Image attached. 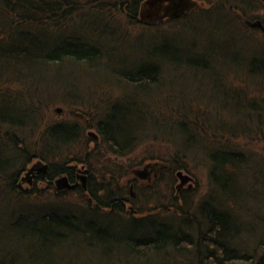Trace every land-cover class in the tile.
<instances>
[{"label": "trees", "instance_id": "trees-1", "mask_svg": "<svg viewBox=\"0 0 264 264\" xmlns=\"http://www.w3.org/2000/svg\"><path fill=\"white\" fill-rule=\"evenodd\" d=\"M144 1L146 0H0V61L14 60L26 65L40 62L46 68L62 64L66 59L82 65L92 63L102 57V45L96 39V32L101 31L105 36L120 34L121 25L114 26L112 21L116 13L128 18L131 22L129 24H136L134 21L139 20L138 10ZM198 1L201 4L194 11L206 9V15L229 8L226 3L228 0ZM191 12L193 11L181 18L189 17ZM241 12L240 18L254 20L253 16L246 14V7ZM223 16L227 18L229 25H234L233 15L226 13ZM164 21L166 20L161 22ZM246 28L258 30L256 27ZM52 37H58L59 41L53 42ZM220 44L226 48L224 43ZM167 46L169 45L164 43L161 49L167 51ZM175 49L177 53L172 55L176 60L179 61L181 57L191 60L196 70L210 69L216 55L222 50L219 45L210 43L196 44L189 53L185 49ZM162 54L153 52L149 58L145 57L144 63L133 67L134 73L130 72L133 69L127 68V71H119L117 74L125 73L126 80H134L140 85L153 84L162 79L166 60V54ZM242 65V70H233L229 74L250 77L243 86L233 87L228 84L226 89L230 93L241 95L243 100L239 104L246 107V112L258 115L256 122L261 123L260 116L264 111V55L243 59ZM232 78L234 77H230ZM38 87L39 83L28 81L27 78L15 77L7 72L0 75V148L4 147V154L7 156L4 159H9L0 164V192H7L16 203L21 204L25 203V194H34L33 190H23L15 185L19 170L33 158L48 165L45 176L49 181L65 175L72 182L79 165H84L87 168L82 171L86 177V188L78 186L74 190H59L52 201H58L59 195L77 192L85 197L87 204L83 209L91 213L92 217L85 222L87 229H84L78 212L49 207L36 216H20L31 231L42 237L58 236L62 240L73 236V233L87 237L88 232L92 231L101 244L113 242L114 248L128 249L101 253L96 251V259L87 256L88 263L91 264H264V208H254L250 197L258 186L264 191V174H251L245 167L242 158L244 153L237 152L230 143L232 136L242 135L247 131H231L216 125L219 127L216 132L210 129L216 121L209 117L203 118L199 109L190 114L199 102H195V98H181L175 91L172 92L173 95H165V100L160 102L165 105L157 109L159 114H155L156 117H170L172 124L192 137L199 146L206 148V154L204 157L191 155L184 143V147L182 144L181 147L177 145L179 148L174 151L175 157H164L163 152L150 158H142L135 165H127L130 169L136 165H144L142 172H136L143 176L150 172L145 170L149 168L155 177V185L151 188L142 189L133 180L134 190L144 193L148 204L130 211L125 208V203L129 199L131 188H124L120 183L128 171L123 173L124 166L117 159L108 157V154L125 157L139 144L141 137L137 134H131L132 139L121 140L127 132L126 125L131 114L134 112L138 117L139 113H146V109H142L138 103V96L135 101L124 102L123 105L119 102L120 98L110 105L109 99L103 97L91 105V94L79 95L70 104V107L77 108L70 110L66 120L57 121L44 116V107L48 108L51 99H45ZM249 91L251 97L248 96ZM172 98H175L173 102L178 106H174V111L168 107L172 106ZM169 100L171 104H168ZM180 107H185L186 110ZM176 108L180 111L175 110ZM209 111L217 115L216 111L220 109ZM200 115L207 121L201 120ZM25 124L30 130L23 136L18 135L19 130L25 129ZM251 125L254 126V123ZM41 127L43 130H40ZM90 130H95L97 138L89 135ZM259 131V128L253 130L251 140L264 138L263 130L262 136H259ZM22 140L23 144L27 140L33 141V144L29 143L32 148L23 145L20 149L18 145ZM192 157L209 163L207 170L210 185L205 196L197 200L195 189L188 187L174 189L169 186L170 195L165 194V191L161 193L157 184L166 177L176 180L175 173L178 171L191 176L195 174L185 161ZM19 158H22V162L17 167ZM11 167L15 168L10 169ZM97 168L98 171L95 172ZM243 176H250V180H244L248 188H244L243 182L239 185L236 180L242 181ZM254 184L255 187L252 188L251 185ZM4 185L8 188L2 187ZM154 199L156 203L149 204V200ZM238 204L240 209L230 212L228 208ZM115 216L131 224V228L138 230L139 234L114 236L103 223ZM97 217H103L102 222L97 221ZM41 223L46 225L47 230H39ZM49 252H43L49 260L44 264H82L79 261L82 251H57L56 259H52ZM11 254L15 253L0 251V264H21L17 256Z\"/></svg>", "mask_w": 264, "mask_h": 264}, {"label": "rangeland", "instance_id": "rangeland-1", "mask_svg": "<svg viewBox=\"0 0 264 264\" xmlns=\"http://www.w3.org/2000/svg\"><path fill=\"white\" fill-rule=\"evenodd\" d=\"M226 3L229 8L222 9L220 13L215 12L214 14L206 15V9L197 10L191 12L189 17L185 19L179 17L173 19L174 21L166 20L156 25L153 23L144 24L145 22L140 20H137L139 23L134 21L136 24H129L131 22L128 18L116 13L112 17V21L114 22V26L121 25L119 27L120 34L105 36L101 31L96 32V35H98L96 39L102 45L101 59L84 65L78 64V62L72 59H66L62 64L50 68H46L40 62L26 65L14 62L11 59L12 61L8 62L0 61V75L7 72L15 77L19 76L27 78L28 81L39 83L40 87H38V90L42 93L43 97L47 100L51 99L48 108L44 107V116L47 119L54 118L57 121L66 120L70 110L77 108L70 107V104L79 95L91 94L93 96L91 105L98 102V99L101 97L108 98L110 105L118 102V98H120L119 102L123 105L124 102L130 103L131 101H135L136 96H138V103L142 109H146V113L141 112L138 114V117L134 112L131 114L130 120L126 125L127 132L121 140L132 139L131 134L142 136V139L131 154L125 157H116L108 154V157L117 159L124 166L123 168L121 167L122 172L128 171V174L121 178L120 183L124 185V188L127 186L131 188V194H128L129 199L125 203V208L130 209V211H133L135 207H144V205L148 204L144 193L138 192L136 189L137 192H135L133 180H136L137 186H141L142 189L145 187L151 188V186L155 185V177L149 168L145 170L150 172L143 176H140L136 172V170L142 172V169L145 167L144 165H136L132 167L133 169L128 168L127 165H135V162L142 158H150L158 153L163 154V152L164 157L170 158L171 155L175 157L174 151L179 148L177 145L181 147L180 144H182L184 147V143L190 149L191 155L204 157L206 154V148L199 146L192 137L183 133L176 125L172 124L173 120L170 117H164L163 119L156 117L159 114L157 109H161V106L165 105L160 104V102L165 100L167 97L165 95H171L174 91L181 98L189 100L195 98V102H200L196 103L195 110H192L190 114L199 109L198 111L201 112L203 118L209 117L211 120L216 121L210 129L217 132L219 127H216V125H220L231 131H247L246 133L240 132L242 135L232 136L230 143L237 152L244 153L242 158L244 159L245 167L251 174L258 173L259 175H263L264 138L251 140V137L255 128L260 129L259 136H262V130L264 132V111L260 116L261 123L256 122L259 116L255 113L250 114L246 112V107H242L239 104V101L243 100L242 96L228 92L226 86L228 84H231L233 87L243 86L245 80L250 76L229 73L233 70H242L243 59L249 60L250 57L253 59L264 55V31L246 28L248 25L244 22L246 20L245 17H239L242 13L241 9L246 7L247 15L253 16L254 21H263L262 23L264 24V1L228 0ZM226 13L234 16L235 23L233 26L229 25L227 18L223 16ZM61 39L62 37H60ZM57 40L59 41L58 37H52L53 42ZM220 42L224 43V47L226 48H223ZM164 43L169 45L166 47L167 51L161 49ZM209 43L219 45L222 48L216 55L217 58L213 60L210 69L196 70L191 60H185V58L181 57L178 61L172 55L173 53H177L176 47L178 49H185L189 53L196 44L209 45ZM153 52L158 55L163 53L162 55L164 56L166 54L164 57L166 59L164 60V70L161 75L162 79L153 82V84L140 85L134 80H126L124 77L125 73L117 74L119 71H127V68L132 70L133 67L144 63L145 57L149 58V55ZM168 52L169 55H167ZM236 53H239V55H236ZM134 70L130 72L134 73ZM133 73L130 74L134 75ZM230 77L234 78L230 79ZM255 77L258 78V76ZM248 96L251 97L250 91L248 92ZM173 101H175V98H172ZM181 101L183 102L182 99ZM168 104H171L170 100ZM174 106L178 107L174 102L171 107H168L174 111ZM57 107L61 108L60 113L56 111ZM216 108L220 109V111H216L217 115L209 111V109ZM79 109L88 110L84 108ZM132 109H134V106ZM178 109L176 108L175 110ZM180 109L186 110L185 107H180ZM115 117L117 118V115ZM31 118H33L32 115ZM199 118L207 121L201 115ZM252 123H254V126L251 125ZM26 125L25 129L15 130L18 131V135L23 136V134L30 130V127ZM210 129H207V131L211 133ZM40 130H43V128L41 127ZM169 139H175L177 144L175 141ZM23 142L24 140L18 145L20 149L23 145L32 148L30 144L34 143L31 140L25 141V144ZM37 148L40 150L39 147ZM0 152L2 153V158H0V164L2 165V163H6L9 159H4V157H7L4 154V147L0 148ZM9 158L12 159V157ZM195 158L192 157L185 160L190 171L195 174L193 176L188 174L192 179L190 178V180L186 181L182 187L195 189L196 199L200 200L205 196L204 194L207 193L208 186L210 185L207 170L210 166L206 160L197 161V158ZM21 162L22 158H19L16 166H20ZM13 168L15 167H11L10 169ZM86 169L84 165H79L78 174L84 175L82 171ZM97 171L98 168L95 172ZM245 178H247V181L250 180V176H243L242 181L236 180L238 184L243 182L244 188H248V184L246 187V183H244ZM179 182L178 176H176V180L166 177V179L157 184V187L160 188L161 193L165 191V194H169V186L175 189ZM27 186L29 187V185L24 183L22 188L25 189ZM251 186L254 188L255 184ZM2 187L8 188L7 185ZM27 190H31V188ZM36 190H33L34 194L32 193V195L25 194L23 196L26 199L23 204L16 203L13 196L7 195V192H0V251L15 253L11 255L17 256L21 264H44L49 262L45 253L43 254L44 251H50L52 259H56L55 257L58 255L57 251H82L79 261L82 264H84V261H87V264H91L88 263L87 256L96 259L98 255L96 251H100L101 253V251L128 250H123V248L118 249V247L114 248L113 242H109L106 245L101 244L96 234L92 231L88 232L87 237L73 233V236L65 240L60 239L58 236L42 237L40 234L34 233L20 216H25V214L36 216L47 209V206L51 209L62 208V210L70 209L78 212L81 220L80 224H84V229H87V223L85 222L92 217L91 213L83 209L86 208L87 204L85 197L77 192L59 195L58 201H52L56 197L54 191L48 192L44 190L39 193L37 190V193ZM254 190L250 196L253 207L263 209L264 191L259 186L254 188ZM11 191L13 192V190ZM40 194H42L41 197ZM155 201L156 199L149 200V204L152 205V202L156 203ZM28 203L31 205H28ZM40 204L42 205L38 206ZM228 209L230 212L237 211L240 209V205H231ZM102 220L103 217H97V221L102 222ZM103 224L116 237L136 236L139 234L138 230L131 228V224L117 216L110 217ZM39 230H47L46 225L41 223ZM178 257L180 258V256Z\"/></svg>", "mask_w": 264, "mask_h": 264}, {"label": "water", "instance_id": "water-1", "mask_svg": "<svg viewBox=\"0 0 264 264\" xmlns=\"http://www.w3.org/2000/svg\"><path fill=\"white\" fill-rule=\"evenodd\" d=\"M264 1V0H263ZM196 0H146L144 1L138 10V19L145 23H156L161 19L176 18L180 15L189 12V10L197 5ZM245 22L252 27H258L264 31V24L260 20L251 21L246 19ZM56 111L61 112V108L57 107ZM94 134V132H91ZM46 167V164L43 165ZM180 182L177 188H180L186 181L190 180V176L182 171L176 172ZM192 179V178H191ZM56 183L61 188L68 190L74 189L76 184L70 183L67 176L63 175L56 179Z\"/></svg>", "mask_w": 264, "mask_h": 264}, {"label": "flooded vegetation", "instance_id": "flooded-vegetation-1", "mask_svg": "<svg viewBox=\"0 0 264 264\" xmlns=\"http://www.w3.org/2000/svg\"><path fill=\"white\" fill-rule=\"evenodd\" d=\"M189 12H186V13L180 15L179 17L186 16V15H188ZM179 17H176V18H179ZM176 18L165 17V18L161 19L159 22H161L163 20H172V19H176ZM147 23H149V22H147ZM156 23H158V22H156ZM91 132H94V134ZM88 133L92 138H97V134L95 131L90 130V131H88ZM44 164H46V163L43 162L42 160L37 159V158H33L28 164H26L24 167H22L23 169L21 168L19 170L20 173L16 179L17 183H15V185L22 188L23 184L26 183L27 185H29V187L27 186V187H25V189L22 188L23 190H27L28 188H31V190L37 189L39 191V193H41V191L47 190L48 192L54 191V194H56L59 190H61V187H59L56 183V179L59 178L60 176H57L52 181L47 180L45 175H46V169L48 168V165L46 164V167H44L43 166ZM27 165L28 166L30 165V166L28 167ZM68 181H69V179H68ZM85 182H86V177L82 174L77 173L74 175V179H72V182H70V183L76 184V187L74 188V189H76L78 186L86 188ZM39 186H41V188H39ZM188 188H190V187H188ZM74 189H71V190H74Z\"/></svg>", "mask_w": 264, "mask_h": 264}, {"label": "bare ground", "instance_id": "bare-ground-1", "mask_svg": "<svg viewBox=\"0 0 264 264\" xmlns=\"http://www.w3.org/2000/svg\"><path fill=\"white\" fill-rule=\"evenodd\" d=\"M198 3H197V5L195 6V7H193V8H191L189 11H194L201 3L198 1V0H196ZM141 137V139H142V136H140ZM166 139H168V138H166ZM169 140H173V139H169ZM175 142H176V140H174ZM42 204H40V205H38V206H41ZM38 206H36V207H38ZM43 206L45 207V205L43 204ZM47 209H48V206L46 207Z\"/></svg>", "mask_w": 264, "mask_h": 264}]
</instances>
